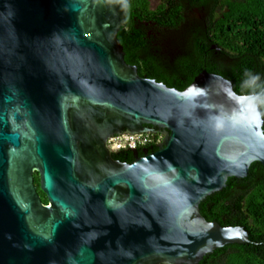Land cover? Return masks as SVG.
Masks as SVG:
<instances>
[{
	"label": "water",
	"instance_id": "obj_1",
	"mask_svg": "<svg viewBox=\"0 0 264 264\" xmlns=\"http://www.w3.org/2000/svg\"><path fill=\"white\" fill-rule=\"evenodd\" d=\"M130 2L0 0V264H200L250 243L200 204L264 167L260 95L206 70L183 92L141 78L118 40ZM122 133L163 140L122 163Z\"/></svg>",
	"mask_w": 264,
	"mask_h": 264
},
{
	"label": "trees",
	"instance_id": "obj_2",
	"mask_svg": "<svg viewBox=\"0 0 264 264\" xmlns=\"http://www.w3.org/2000/svg\"><path fill=\"white\" fill-rule=\"evenodd\" d=\"M194 6H201L196 1ZM229 13L212 31V43L217 46L212 51V59L203 61L200 44L205 38L195 39L196 58L187 62L183 69L167 73L158 69L153 74L141 78L155 80L170 89L183 92L202 71L219 75L230 81L239 96L260 95V108L264 119V0H245L226 4ZM150 15L145 0H131L126 16V26L118 34L124 53H129L137 41L132 38L134 22L132 14ZM128 65H137L136 59L126 57ZM264 132V126H263ZM152 149L156 150L155 146ZM131 157L129 152L113 154L116 161L123 162ZM34 183L44 202L45 195L39 190V177L34 174ZM201 215L208 222H216L222 227H241L249 235L250 243L229 245L207 255L200 264H264V167L259 163L251 165L249 176L243 180L231 178L227 187L200 204Z\"/></svg>",
	"mask_w": 264,
	"mask_h": 264
},
{
	"label": "flooded vegetation",
	"instance_id": "obj_3",
	"mask_svg": "<svg viewBox=\"0 0 264 264\" xmlns=\"http://www.w3.org/2000/svg\"><path fill=\"white\" fill-rule=\"evenodd\" d=\"M150 15L139 13L132 14L135 33L132 38L137 42L125 58L129 56L132 60L138 61V74L145 77L158 69L167 73L180 71L196 57L193 56L196 48L195 39L200 35L205 38V42L200 44L204 53L203 61L212 59V51L219 49L212 41V31L216 24L229 13L226 4L231 0H145ZM201 1V6H194V2ZM244 2L245 0H232V2ZM126 26V25H125ZM151 80V79H150ZM155 81V80H154ZM152 129V127H149ZM156 130V129H154ZM155 151L152 146H147L135 150L138 157H143V151ZM126 161L122 163H132L135 155L134 151ZM42 200V199H41ZM44 205L47 202L42 200Z\"/></svg>",
	"mask_w": 264,
	"mask_h": 264
},
{
	"label": "built area",
	"instance_id": "obj_4",
	"mask_svg": "<svg viewBox=\"0 0 264 264\" xmlns=\"http://www.w3.org/2000/svg\"><path fill=\"white\" fill-rule=\"evenodd\" d=\"M163 140L161 134H135L129 135L122 133L120 135H115L107 140V146L112 152V154H117L120 152H132L127 151L128 149L137 150L147 146L159 145ZM157 147V146H155Z\"/></svg>",
	"mask_w": 264,
	"mask_h": 264
}]
</instances>
